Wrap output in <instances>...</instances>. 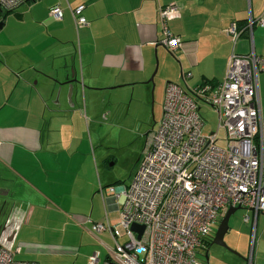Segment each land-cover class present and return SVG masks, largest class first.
<instances>
[{
	"label": "crops",
	"instance_id": "0c3cea01",
	"mask_svg": "<svg viewBox=\"0 0 264 264\" xmlns=\"http://www.w3.org/2000/svg\"><path fill=\"white\" fill-rule=\"evenodd\" d=\"M258 1L30 0L12 12L20 21L12 36L4 28L10 13L0 16L5 23L0 30V239L15 259L61 264L77 251L65 242L69 236L109 233L92 225L106 218L114 223L119 200L105 195L104 202L101 191L128 185L134 172L126 180L114 168L116 159L97 134L110 123L99 112L130 109L112 100L117 89L135 98L140 105L135 109L150 122L162 116L167 82L185 91L221 82L230 54L251 52L248 34L233 44L225 30L234 23L244 31L249 14L264 17V0ZM80 4L88 23L76 27L71 8ZM168 4L178 6L168 27L181 40L174 53L168 50L170 57L158 16L159 7ZM54 6L62 9L59 20L50 16ZM253 41L255 53L262 54L263 27H253ZM186 72L190 77L183 76ZM72 79L70 98L66 81ZM102 93H111L107 104L100 101ZM258 95L264 118V72L258 75ZM251 213L246 216L254 220ZM259 245L252 264H264V242ZM229 246L239 254L222 247L210 261L248 264L246 253Z\"/></svg>",
	"mask_w": 264,
	"mask_h": 264
},
{
	"label": "built area",
	"instance_id": "2783aa9c",
	"mask_svg": "<svg viewBox=\"0 0 264 264\" xmlns=\"http://www.w3.org/2000/svg\"><path fill=\"white\" fill-rule=\"evenodd\" d=\"M27 1L0 0V10H15ZM83 9V4L71 8L76 27L88 23ZM177 14L175 4L158 10L161 43L172 53L181 40L170 31L168 21ZM50 16L61 19L62 9L52 7ZM254 26L264 28V17L249 14L244 31L234 23L226 28L233 44L248 34L251 52L233 51L221 82H204L190 91L172 81L165 84L162 116L146 134L130 182L101 191L104 202L105 195L119 200L118 217L114 223L108 218L95 222L92 229L108 230L114 248H107L101 263L99 252H94L88 264H200V248L230 206L251 210L255 228L258 215H264V118L258 95L264 52L254 51ZM202 105L217 112L226 147L217 144V130L203 131ZM133 223L144 227L139 237L131 229ZM254 242L253 233L248 264L253 263ZM0 264L38 263L15 259L8 243L0 239Z\"/></svg>",
	"mask_w": 264,
	"mask_h": 264
},
{
	"label": "rangeland",
	"instance_id": "374dc122",
	"mask_svg": "<svg viewBox=\"0 0 264 264\" xmlns=\"http://www.w3.org/2000/svg\"><path fill=\"white\" fill-rule=\"evenodd\" d=\"M258 3H259L258 0H254V4L258 5ZM21 9L22 6L16 8L14 11L15 12L21 11ZM19 22L20 21L17 19L15 13L11 12L10 14H8V16L5 19L6 24L4 23L5 24L4 28H6L5 29L6 35L12 36L14 32L18 30L20 26ZM165 52L167 54V57L169 55L171 56L170 52L167 49L165 50ZM166 54L164 56H166ZM158 66H157V70L159 69ZM154 78L155 76H153V80L150 81V83L154 84ZM115 90L117 89H114L115 93H113L112 100L119 99L123 101L124 104H126V106H129L130 109L129 110L124 109L125 105H123L122 110L114 111L112 114L107 115L104 114V112H99L98 114L99 118L100 117L107 118V121L110 123V125L99 126L97 134L102 142V146L109 147L106 149V151H109V153L116 159L114 168H116L119 174L122 173L121 175L124 179L129 180L132 173L138 167L143 145L146 139V134L154 126H157L160 118L159 116L158 117L155 116V118L150 117L151 119L150 122H147V120L145 119L146 118L145 112H142L141 109L140 111L135 109L136 107L140 108L138 101L135 98H131V96H128L123 92H118ZM106 94L110 95L111 93H102V95L99 96L101 97L100 101L102 104H107V102L109 101V97L108 95L106 96ZM156 100L157 99H155V101ZM155 109L157 111V106ZM200 114L204 119L203 131L209 132V131L217 130V136L219 137L217 144L221 147H226L225 139H223L224 130L222 128H218L217 112L206 105H202L200 108ZM154 121L157 122L154 123ZM246 215H249L251 217L252 216L251 211L240 207L230 216L228 221L229 229L224 235V241L227 244V246L230 248V251L233 250L235 254H239L240 251L238 252L236 249L231 248L229 244L234 247H237L239 250L246 253L244 257L247 260L249 256V247H250V239L247 238H251V236H249V231L253 226L252 225L253 220L252 218H249L248 221H245L244 218ZM217 226L218 223L213 226L212 232H215ZM263 228H264V215L260 214L258 226L254 230L255 242L253 246V256L255 259L257 258V255H259V251H260L259 241L260 244L261 242H264ZM119 229L122 231L121 228ZM212 234L213 233L210 234L207 244L208 245L207 254H209L208 260L206 261L204 255L205 250H203L198 253V259L200 261V264H216L215 262L213 261L211 262L210 260L211 259L213 260L212 256H215V258H217L216 255H219L220 252L222 251L221 249L217 248V246L215 245L211 247L210 244L212 240L211 237H213ZM260 238L262 239L260 240ZM65 242L68 243L70 246L75 247L77 251L71 254L70 257L64 258L61 261V264H88L89 256L96 251L99 252L100 263H101V261L105 258V256L108 255L107 248L113 249L115 243L111 234L108 232H104L103 234L98 236V238L83 236L82 239H77L72 236H69Z\"/></svg>",
	"mask_w": 264,
	"mask_h": 264
},
{
	"label": "water",
	"instance_id": "95a60500",
	"mask_svg": "<svg viewBox=\"0 0 264 264\" xmlns=\"http://www.w3.org/2000/svg\"><path fill=\"white\" fill-rule=\"evenodd\" d=\"M30 1V0H29ZM3 21H0V29L2 28L3 26ZM156 71V70H155ZM73 74V73H72ZM153 80V77L151 76L149 78V82ZM68 83V93H69V97L71 98V95H72V92H73V89H74V83L73 82H76V79H72V80H67L66 81ZM240 208V206H235V207H232L230 206L226 212L224 213V215L220 218L219 222H218V226H217V229L215 230V233H214V237L211 241V245L212 244H215L217 246H220V247H223V248H226V249H229L230 248L227 246V244L225 243L224 241V235L225 233L228 231L229 229V225H228V221H229V218L230 216L238 209ZM143 225H138L136 223H133L131 225V229L134 230V231H138V237L140 236L142 230H143ZM233 251V250H232ZM205 255V259L206 261L208 260V254H207V250L205 251L204 253Z\"/></svg>",
	"mask_w": 264,
	"mask_h": 264
},
{
	"label": "trees",
	"instance_id": "16d2710c",
	"mask_svg": "<svg viewBox=\"0 0 264 264\" xmlns=\"http://www.w3.org/2000/svg\"><path fill=\"white\" fill-rule=\"evenodd\" d=\"M84 7H85V6H84ZM83 10H84V9H83ZM13 11H14V10H11V11H3V10H0V12H1V15H0V16H1V17H2V16H6L8 13H11V12H13ZM2 21H3V20H2ZM206 82H207V81H206ZM208 82H209V81H208ZM209 83H211V82H209ZM211 84H213V83H211ZM206 242H207V240H206ZM206 242H205V243H206ZM201 249H202V250H205V251L207 250V248H205V247H201L200 250H199V252L201 251Z\"/></svg>",
	"mask_w": 264,
	"mask_h": 264
},
{
	"label": "flooded vegetation",
	"instance_id": "af4514ba",
	"mask_svg": "<svg viewBox=\"0 0 264 264\" xmlns=\"http://www.w3.org/2000/svg\"><path fill=\"white\" fill-rule=\"evenodd\" d=\"M212 233H213L212 236L214 237V233H215V232H212ZM209 237H210V236H209ZM209 237L207 238V243H208ZM213 237H211V239H213ZM211 241H212V240H211ZM210 245H211V244H210ZM213 245H215V244H212L211 247H212ZM215 246H217V245H215ZM211 247H210V248H211ZM217 248L221 249L220 246H217ZM221 250H222L221 252H223V249H221Z\"/></svg>",
	"mask_w": 264,
	"mask_h": 264
}]
</instances>
